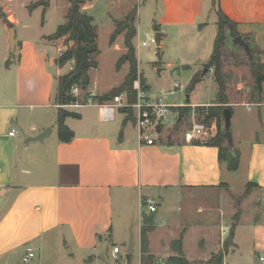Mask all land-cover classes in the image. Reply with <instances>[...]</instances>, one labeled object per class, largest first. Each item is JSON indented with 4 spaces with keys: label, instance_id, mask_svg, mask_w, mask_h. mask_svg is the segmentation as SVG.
Masks as SVG:
<instances>
[{
    "label": "crops",
    "instance_id": "obj_1",
    "mask_svg": "<svg viewBox=\"0 0 264 264\" xmlns=\"http://www.w3.org/2000/svg\"><path fill=\"white\" fill-rule=\"evenodd\" d=\"M36 1L29 0L26 6ZM205 3V0H81V10L91 15L94 22L97 13L105 11L110 19L107 27L114 30L116 22L129 16L135 5L137 11L133 19L139 15L141 7H150L159 41L172 35L174 43L181 44L188 35L197 39L205 38L207 33L212 36L213 30H206L214 24L217 27L215 3L213 0H208L207 6ZM48 4L33 9L44 12ZM218 4L236 23L239 33L249 37L252 45L261 51L260 61L264 63V0H218ZM0 8L17 32L13 50L8 53L6 42L0 57V264L23 263L28 248L44 252L52 243L68 247L66 252L76 263L82 264L91 258L89 262L93 264H109L108 253L103 248L110 243L118 246L120 253L119 243L124 242L122 230L129 224L125 215L129 205L134 213L135 210L138 213L137 224L132 223L131 231L133 253L137 251L135 264H141V227L148 216L152 218V228L147 232L146 246L155 258L153 264L177 255L172 242L178 238L182 240L184 258L192 264L206 263L217 253H221L220 264H264V220L261 212L256 214L247 201L238 208L234 206L229 214L224 213L227 216L225 219L220 217L215 227L204 218L198 224L192 223L180 208L187 199L199 195L213 198L220 194L221 188L230 190L233 180L228 178V173L240 170L243 192L247 183H254L256 186L247 196L254 193L258 200L259 189L264 186V139L252 141L248 150L238 149L239 166L235 171H229L220 162L217 147L196 144L198 137L191 140L181 137L174 142L162 143L159 141L160 128L155 143L146 144L139 139L132 119L126 120V114L121 110L111 120L101 119L97 101L93 98L123 80L106 90L96 91L90 77L86 90L87 98L90 97L93 103L63 106L77 116L64 119L65 125L73 131V138L61 141L57 132V77L70 71L74 59L65 62V71L57 59L59 51H64L70 41L63 42L64 37L50 40L42 32L43 26L23 24L9 7L0 5ZM30 28L31 32H28ZM215 37L216 34L211 39L214 41ZM110 45L120 53L119 58L126 50L124 32ZM133 45L137 57V47L142 45L139 39ZM212 51L196 57L197 63L204 64ZM160 53L161 59L165 57L161 49ZM166 64L168 68L172 67L171 62ZM154 67L160 70L158 65ZM138 72L144 78L146 93L155 97L150 94L152 85L139 65ZM211 80L213 84L214 73ZM214 88V98L190 102L189 106L213 104L218 90L216 82ZM238 103L230 101L227 106L231 108ZM252 103L264 107V101L259 98ZM176 106L179 107L171 105ZM130 123L136 135L128 133ZM12 128L15 133L10 135ZM47 128H51V132L42 140H30ZM145 198H151L155 204V210L149 215L142 208ZM163 202L180 205L172 216L175 224L171 223V226L168 225L171 219L163 218L166 209L159 214ZM257 205L259 207V203ZM205 210L201 206L195 212L204 214ZM158 215L159 223L156 221ZM115 216L119 222L116 226ZM224 220H231L232 227ZM230 235L231 243H227ZM118 253L112 249L114 264L120 263ZM56 254H60L58 249L51 252L52 256ZM34 257L35 252L32 261ZM85 257L89 258L85 260ZM31 260L26 264H46L42 257L34 263ZM125 260L127 262L121 264H132L128 257Z\"/></svg>",
    "mask_w": 264,
    "mask_h": 264
},
{
    "label": "rangeland",
    "instance_id": "obj_2",
    "mask_svg": "<svg viewBox=\"0 0 264 264\" xmlns=\"http://www.w3.org/2000/svg\"><path fill=\"white\" fill-rule=\"evenodd\" d=\"M0 2V5L9 7V10L13 12L15 18L21 21L23 24L39 28L43 26L41 30L44 34L47 35L53 34L60 25L65 23V16L68 10L67 4L69 3L68 0H51L46 11L43 12L42 9L36 11L32 9L34 11H30L26 6L29 0H0ZM205 2L207 6L208 0H205ZM132 10L133 8L129 13V17L132 13ZM2 13L4 12H2L0 8V57L2 52H4L5 50L6 42L8 43L7 51L8 53H10V27H6V23L1 17ZM6 15L7 14L4 13L5 17ZM152 18L153 13L151 11V8L147 6L141 7L139 15L132 21L137 30L136 35L133 39L134 43L137 44L138 39L141 43V40L146 38V33L148 38L150 36L156 35V30H154L155 20ZM212 19L215 18L212 17ZM109 21V15L105 11H101L100 13H97L94 22V24L97 25L96 48H98V52H94L93 50L90 53V59H97L98 66L96 68H91L89 73L91 77V86L96 91H103L106 90V88H110V86L117 85L124 79L128 71L127 62H124L119 68H116V63L120 53L113 50L112 46L109 44L110 32L113 30V28L107 27V23ZM129 22H131L130 19ZM209 30H213L212 36H215V34H217V27L215 24L207 28L206 31ZM27 31L31 32V28ZM20 36L21 30L18 28V38H20ZM212 36L211 34L209 35L207 33L205 38L197 39L195 36L188 35L184 38V41L181 44H175L172 35H170L166 40H158L155 44L149 43L146 46L137 47V57L139 58L138 65L140 69L145 72L148 80L152 85V90L151 92L149 91L150 94L152 93L151 95L158 96L161 93L164 102H167L170 105L178 106L181 103H183L184 105H190V102H205L214 98L216 88H214L215 82L213 81L212 84L211 80L213 71H208L200 79V81L195 84L192 90H187L193 76L201 74L202 70L205 67V63H207V61L209 60L208 58L205 59V63L200 65L199 63H197L198 60L196 61V57H202L208 51H212L214 45V41L213 39H211ZM245 38L248 42H250L251 46H253L249 37ZM63 42H67L65 38L63 39ZM76 45L77 44L74 41L70 43V46L72 47H75ZM159 45L161 47L160 49L165 52L166 58L163 57L161 59ZM199 45H202V47L200 48ZM222 53V72L224 73L225 81L227 83L226 93L228 94V100L229 102H239L237 105L231 106L232 116L230 130L232 133V145L236 149H243L244 151L249 149V145L252 141L256 139H264V107L252 103L258 101V91L255 88L256 76L253 75L248 54L242 46L233 42V37L228 31L226 32V38ZM167 62H171L172 67L168 68L166 64ZM154 65H158L160 67V70L155 69ZM61 68L62 71L67 70V66H63ZM210 68L213 70V67ZM160 71L163 73H161ZM174 81L181 82L183 84V88H175V91L173 93H170V91L173 89L172 84ZM263 84L264 80L262 82L261 92L263 94L261 99L262 101H264ZM161 88L162 91H160ZM87 93V90L81 91L79 100L81 101V99L84 98ZM187 94L189 96V99L186 98ZM196 108L197 107H190L181 110L180 107L177 106L170 107L168 114L165 116L166 126H163L164 128L161 126L159 141H161L162 143H168L177 141L181 137L184 138L185 132L187 130H191L192 124L194 122L204 123V133L201 135V137L203 138L202 140L214 135L217 130L216 123L203 122L202 117H200ZM129 117H131L130 119H132V115ZM221 129L224 130L223 121L221 122ZM127 131L130 135H136L135 129L132 127L131 123ZM228 175V178H231L233 180V185L230 189L231 191L221 188V192L217 197L215 196L212 198L209 196L199 195L194 199H187L184 203V206L181 205L182 207L180 208H182V213L184 212V215L186 213V217L189 218V221L198 224V222L202 221V218H204L208 221L210 220L209 224L215 227L218 224V219L220 217L221 219H225V216H227H224V213L229 214L234 206V208H238L239 205L242 206V202L244 201H247L250 208L256 214L260 213V208L257 205V195L252 193L251 195L247 196L250 190L248 192H245V190L243 192L242 190V170L235 173H228ZM229 196L233 199V203L230 202L231 200L229 201ZM161 206L162 208L160 209L159 214L163 213V208L166 209L163 218L169 220L171 219L168 223L169 226H171V223L175 224L172 216L178 212L177 207L180 205L177 203L169 204L163 202ZM201 206L206 209L205 212H203L204 214L195 212L196 208ZM128 208L129 209L127 210V213L125 215L127 220L129 221V224L124 230H122L124 234V242L121 244L119 243L120 253H118L117 256L120 263L118 264L124 263L126 261L125 258L127 259L126 248L128 246L130 232L132 231V223L135 222V224H137L138 219L137 210H135L134 213L131 205H129ZM221 213L222 216H219V214ZM184 215H182V217ZM117 218V216L114 217L115 226L119 223H117ZM159 220L160 217L158 215L156 217V221L159 223ZM178 222H181V220H179ZM224 222H226L228 227H232L233 223L231 220H224ZM222 225L223 223H221V226ZM234 231L235 230L233 229L232 232ZM135 233L137 235L136 229ZM243 244H246V242H244ZM104 247V252L108 253L106 254V259L108 260L107 262L109 264H114L115 259L111 256L113 245L110 243H108L107 245L106 243ZM55 249H58L60 254L52 256L51 252ZM67 249L68 247H65L62 244H60L59 246H55L52 243V245L47 247L44 252H42V250L33 251L35 252L36 257H34L33 261H31L34 263L38 258L42 257V259L44 260L43 262L46 264H80L76 263V261H74V259L72 258V255H69L66 252ZM89 257H85V260ZM210 259L211 257L209 258V260ZM89 260H91V258ZM130 260L132 264H135L137 260V251L131 254ZM207 262L202 264H207ZM20 263L22 262L19 261V264ZM22 264L25 263L23 262ZM82 264L93 263L86 261ZM157 264H167V259L164 258Z\"/></svg>",
    "mask_w": 264,
    "mask_h": 264
},
{
    "label": "trees",
    "instance_id": "obj_3",
    "mask_svg": "<svg viewBox=\"0 0 264 264\" xmlns=\"http://www.w3.org/2000/svg\"><path fill=\"white\" fill-rule=\"evenodd\" d=\"M215 3V9L217 14V34L214 40L213 51L210 56V59L207 63H205V67H213L214 79L217 83L218 90L216 93V99L213 104L210 105H199L196 106V110L198 111L200 117H202V121L207 122H215L216 123V132L214 135L202 140L200 137L195 141L196 144H203L209 146H215L218 148V158L221 163H224L226 168L229 171H235L239 166V150L233 147L232 143L228 142L224 136V130L221 129V122L223 121V109L227 106L228 94L227 83L225 81L224 73L222 72V51L224 48L226 32H230L231 36L234 38L237 35H241L236 28V23L232 21L219 7L218 0H213ZM69 7L67 10V14L65 16V23L60 25L57 30L48 35L47 38L50 40L65 38L66 41H74L76 42V46L72 47L67 45L66 49L63 51V54L58 57L57 63L59 66H63L65 62L69 59L75 60V68L66 73L60 74L57 77V87L55 93L56 103L59 105L58 113H57V132L58 137L61 141H69L73 138V131L69 129L65 123L64 119L67 116H77L76 113L72 111H68L63 108L65 104H69L76 100H79V97H76L70 93V89L72 86L77 85L81 91L87 89L90 83V76L88 71L91 68L97 67V61L90 59V54L87 56V61L84 64L80 73L76 74L77 63L80 59L81 49L90 44L95 43L97 41V29L93 21V17L88 15L87 13L81 10V0H68ZM47 6L48 1L44 2L43 0H38L36 2H31L28 5V9L31 11L38 5ZM3 20L7 23L8 27H12V23L4 16V13L1 14ZM129 16H127L124 20H120L116 22L115 30L110 34L109 43L112 44L118 34L124 32V46L126 48L125 52L118 58L116 63V68H119L124 62H127L129 65L128 72L126 73L123 81L109 91L94 96V100L97 102L109 101L113 98V96L124 92L126 94V98L129 102H134L136 100V91L133 89V81L139 79L141 85L144 87L145 81L141 74L138 72V64L137 57L135 53V47L133 45V37L136 34V28L133 25L132 21L129 22ZM156 29V28H155ZM157 30V29H156ZM242 38L249 45V53L246 52L250 59V66L253 72V75L256 76L259 73L264 74V63L260 61L261 51L255 47L251 46L250 42L246 40V36L241 35ZM160 37V36H159ZM159 40V38H158ZM234 42V40H233ZM235 44H238L234 42ZM241 46V45H240ZM97 47V46H96ZM245 50V49H244ZM94 52H97V48L94 49ZM200 74L194 75L190 81L188 86V91L192 90L195 84L200 81ZM256 83V82H255ZM257 89V86H255ZM258 91V89H257ZM87 98V94L81 101H85ZM259 100L262 99V94L258 92ZM80 101V100H79ZM181 110L190 108L191 106H179ZM123 111V110H122ZM132 115V112L129 110L126 115V120H129ZM202 123V122H201ZM204 124V123H202ZM256 186L254 183H247L245 192H248ZM152 228V218L146 217L144 219V224L141 227V239H142V247H141V264H153L155 258L148 253L146 240H147V232ZM172 249L177 253V255L170 256L167 258V264H192L188 262L184 256L182 251V240L181 238L175 239L172 242ZM131 254H127V257L130 259ZM90 261V260H89ZM221 262V253H217L212 255L211 259L207 262V264H220Z\"/></svg>",
    "mask_w": 264,
    "mask_h": 264
},
{
    "label": "built area",
    "instance_id": "obj_4",
    "mask_svg": "<svg viewBox=\"0 0 264 264\" xmlns=\"http://www.w3.org/2000/svg\"><path fill=\"white\" fill-rule=\"evenodd\" d=\"M157 41L158 40L156 36H150L148 38L146 33V38L142 39L140 44L142 46H146L149 43L155 44L157 43ZM62 54L63 51L60 50L59 56H61ZM75 65L76 63L74 60V66H72L70 70H73L75 68ZM172 86L173 89L170 93H173L175 91V88L181 89L183 87V84L180 82H174ZM133 89L136 91V100L132 103L127 100L126 94L124 92L113 96V98L109 101L97 102L96 105L98 107L100 117L103 120H111L118 110H123L122 112L126 115L130 110L132 112L133 125L137 129L139 139L146 144H154L155 139L159 134V129L165 124V116L168 114L171 105L163 101L162 94H159L155 97L149 96L141 85L139 79L133 81ZM70 93L76 97H79L81 90L77 85H74L71 87ZM90 103L92 104L93 102L89 97L85 101L76 100L69 103L68 105L80 106ZM203 128L204 124H202L201 122H194L192 124L191 130H187L185 132V139L191 140L194 137L200 138L204 133ZM14 133L15 129L12 128L9 131V134L13 135ZM258 203L261 216L264 220V186L260 187L259 189ZM142 207L144 208L143 212L146 215H149L152 211L155 210L154 201L151 198H145L143 199ZM113 251L115 253H118L119 247L113 246ZM33 256L34 252L31 248H28L27 253L23 258V262L25 264L28 263Z\"/></svg>",
    "mask_w": 264,
    "mask_h": 264
},
{
    "label": "water",
    "instance_id": "obj_5",
    "mask_svg": "<svg viewBox=\"0 0 264 264\" xmlns=\"http://www.w3.org/2000/svg\"><path fill=\"white\" fill-rule=\"evenodd\" d=\"M44 2H47L49 0H43ZM137 11V5H135L133 7L132 13L130 14V21L133 20L135 14ZM9 41H10V50H13L14 45H15V30L13 27L9 28ZM156 38L158 40L159 38V33H156ZM234 42L238 43L239 45H241L246 52L249 53V45L248 43L242 38L241 35H237L233 38ZM73 41H70V43ZM96 48V44L95 43H90L86 46H84L81 49L80 52V59L77 63V70H76V74L80 73L84 64L87 61V56ZM209 68L208 67H204V69L202 70L201 74H200V78H202L207 72H208ZM264 80V74L263 73H259L256 75L255 78V82H256V86L258 89V92L261 93L262 92V82ZM186 98L188 99L189 96L187 94ZM231 116H232V111L230 107H225L223 109V123H224V136L227 139L228 142L232 143V133L230 130V125H231ZM51 132V128H47L45 129V131H43L42 133H40L39 135L35 136V137H31L30 140H42L43 137H45L46 135H48ZM227 243H231V235L228 237V239L226 240ZM134 251V240H133V233H130L129 236V240H128V246L126 249V254H132Z\"/></svg>",
    "mask_w": 264,
    "mask_h": 264
}]
</instances>
